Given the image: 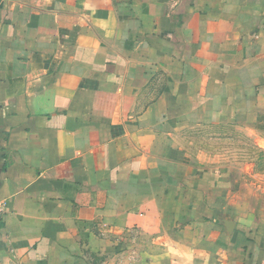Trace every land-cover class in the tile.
Segmentation results:
<instances>
[{"label": "crops", "instance_id": "0c3cea01", "mask_svg": "<svg viewBox=\"0 0 264 264\" xmlns=\"http://www.w3.org/2000/svg\"><path fill=\"white\" fill-rule=\"evenodd\" d=\"M245 153L264 0H0V264H264Z\"/></svg>", "mask_w": 264, "mask_h": 264}, {"label": "rangeland", "instance_id": "374dc122", "mask_svg": "<svg viewBox=\"0 0 264 264\" xmlns=\"http://www.w3.org/2000/svg\"><path fill=\"white\" fill-rule=\"evenodd\" d=\"M235 141H236V139L229 140V142H227L230 145V146H228V148H234L235 147V143H236ZM246 148H247V146H246ZM233 155H235V154H233ZM239 155L240 154H237L238 157H239ZM243 155H246L244 157L247 158V160L250 161L249 163H251L252 159H255V162H257V164H259V166H257L258 169H262V167L264 166V158L262 157V155H264L263 153H259V154L258 153H248V154L245 153Z\"/></svg>", "mask_w": 264, "mask_h": 264}]
</instances>
